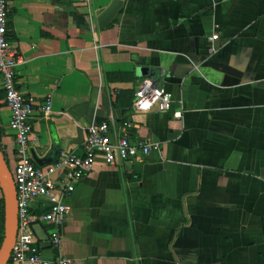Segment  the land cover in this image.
I'll list each match as a JSON object with an SVG mask.
<instances>
[{"label": "crops", "instance_id": "1", "mask_svg": "<svg viewBox=\"0 0 264 264\" xmlns=\"http://www.w3.org/2000/svg\"><path fill=\"white\" fill-rule=\"evenodd\" d=\"M9 2L37 164L82 153L87 128L110 116L134 123V141L158 145L112 166L98 157L76 184L61 226L70 264H264V0H124L103 30L98 16L112 0ZM147 76L172 94L171 110L130 112ZM0 92L1 144L14 165ZM50 208L46 197L31 205L53 260L59 251L41 244Z\"/></svg>", "mask_w": 264, "mask_h": 264}, {"label": "built area", "instance_id": "2", "mask_svg": "<svg viewBox=\"0 0 264 264\" xmlns=\"http://www.w3.org/2000/svg\"><path fill=\"white\" fill-rule=\"evenodd\" d=\"M9 0H0V89L4 102L10 110L7 130L14 141L13 177L17 191L18 233L7 264H70L71 259L62 254L61 226L67 220L71 208L66 199L71 196L81 178L92 171L98 157L108 165L130 161L148 154L158 145L132 139L134 123L129 118L110 116L87 128L82 153L60 150L58 157L47 165L37 164L31 149L34 135L32 116L35 101L26 96L17 82V65L20 56L12 48L9 36ZM219 37L212 36V40ZM172 94L158 85L154 77L147 76L138 82L130 112L169 111ZM44 116L53 111V97L48 95L41 105ZM175 118L182 112L175 111ZM59 172L57 177L55 174ZM46 197L51 202L50 210L42 220L50 225L49 240L58 251L56 259L44 258L33 232L34 216L32 203Z\"/></svg>", "mask_w": 264, "mask_h": 264}, {"label": "water", "instance_id": "3", "mask_svg": "<svg viewBox=\"0 0 264 264\" xmlns=\"http://www.w3.org/2000/svg\"><path fill=\"white\" fill-rule=\"evenodd\" d=\"M124 0H112L110 5L98 16L101 30L109 26L121 12ZM0 187L4 199V233L0 245V264H7L18 233L17 191L11 168L0 143ZM40 226V225H39ZM41 227V226H40ZM41 237V244L51 246L47 233Z\"/></svg>", "mask_w": 264, "mask_h": 264}, {"label": "trees", "instance_id": "4", "mask_svg": "<svg viewBox=\"0 0 264 264\" xmlns=\"http://www.w3.org/2000/svg\"><path fill=\"white\" fill-rule=\"evenodd\" d=\"M112 75H115L114 73H107V76L109 79H111ZM0 97H1V92H0ZM1 128H0V143H1ZM1 148L5 154V149L4 146L1 144ZM3 233H4V199L1 200L0 202V245L3 239Z\"/></svg>", "mask_w": 264, "mask_h": 264}, {"label": "rangeland", "instance_id": "5", "mask_svg": "<svg viewBox=\"0 0 264 264\" xmlns=\"http://www.w3.org/2000/svg\"><path fill=\"white\" fill-rule=\"evenodd\" d=\"M10 168H11V171L13 172V169H14V165L12 164H9Z\"/></svg>", "mask_w": 264, "mask_h": 264}]
</instances>
